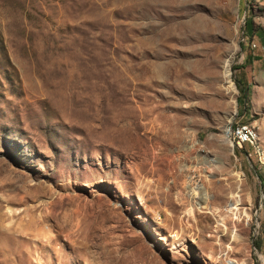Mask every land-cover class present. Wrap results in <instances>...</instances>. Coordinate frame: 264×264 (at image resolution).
<instances>
[{
	"label": "rangeland",
	"instance_id": "obj_1",
	"mask_svg": "<svg viewBox=\"0 0 264 264\" xmlns=\"http://www.w3.org/2000/svg\"><path fill=\"white\" fill-rule=\"evenodd\" d=\"M261 177L264 0H0V264H264Z\"/></svg>",
	"mask_w": 264,
	"mask_h": 264
},
{
	"label": "bare ground",
	"instance_id": "obj_2",
	"mask_svg": "<svg viewBox=\"0 0 264 264\" xmlns=\"http://www.w3.org/2000/svg\"><path fill=\"white\" fill-rule=\"evenodd\" d=\"M234 54L235 53L231 54L225 60L224 67H223V69H224L223 70V76L225 78V82L227 83L226 88H227V90L229 92H232V93H235L236 92V87H235L233 81L231 80V62H232V59H233ZM233 127H234V125H233ZM245 128H248L247 134L246 133H238V140H239V142L241 144L250 143V144L256 145V141H257L256 129L253 126H251L250 124H246V123H244V124L243 123H237L236 124V131H244ZM229 129L230 128H228L226 130V134L227 135L229 134ZM230 134H231L232 141L236 142L235 138L232 135V130H231ZM182 167H184V166H182ZM185 180H186V187H187V190L186 191L188 192L189 196L191 198H193V199L200 198V199H202V201L205 202V200H207V196L204 195L203 188L201 186L192 185V183H191V177L188 174H185ZM194 202H195V204L197 203L196 200ZM190 207H192V205ZM216 222H217V226L221 227V230L224 232L221 236H225V235L227 236V234H229L230 236H232V239L233 240H239L240 239L239 238V235L237 233H231V232L229 233V228L227 227V225L222 224V221L219 222V220L216 219ZM240 264H246V263H245V261H243Z\"/></svg>",
	"mask_w": 264,
	"mask_h": 264
},
{
	"label": "built area",
	"instance_id": "obj_3",
	"mask_svg": "<svg viewBox=\"0 0 264 264\" xmlns=\"http://www.w3.org/2000/svg\"><path fill=\"white\" fill-rule=\"evenodd\" d=\"M230 130H232V135L233 137L235 138L236 142H237V145H238V149H243V148H247L248 147V144H241L238 140V133H246L247 134V130L248 128H245L244 131H236V124L234 125L233 128H231ZM245 152V151H244ZM245 154H250L248 149H246V152Z\"/></svg>",
	"mask_w": 264,
	"mask_h": 264
},
{
	"label": "trees",
	"instance_id": "obj_4",
	"mask_svg": "<svg viewBox=\"0 0 264 264\" xmlns=\"http://www.w3.org/2000/svg\"><path fill=\"white\" fill-rule=\"evenodd\" d=\"M247 25H250L251 26V29L248 30V31L251 32L253 30V28H252V22H251V20L249 18H247L246 21H245V27H246V29H247ZM255 59H258V58H255ZM261 180H262V184H263V188H264V183H263L262 177H261Z\"/></svg>",
	"mask_w": 264,
	"mask_h": 264
}]
</instances>
